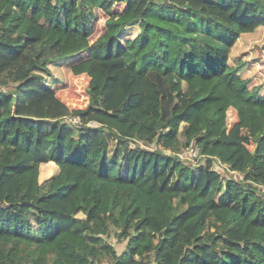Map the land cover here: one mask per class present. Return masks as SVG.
Returning a JSON list of instances; mask_svg holds the SVG:
<instances>
[{
  "label": "trees",
  "instance_id": "16d2710c",
  "mask_svg": "<svg viewBox=\"0 0 264 264\" xmlns=\"http://www.w3.org/2000/svg\"><path fill=\"white\" fill-rule=\"evenodd\" d=\"M262 49L264 0H0V264H264Z\"/></svg>",
  "mask_w": 264,
  "mask_h": 264
},
{
  "label": "rangeland",
  "instance_id": "374dc122",
  "mask_svg": "<svg viewBox=\"0 0 264 264\" xmlns=\"http://www.w3.org/2000/svg\"><path fill=\"white\" fill-rule=\"evenodd\" d=\"M262 53H264L263 49H262ZM249 58H251L250 54H249ZM253 76L255 78L254 79L255 84L264 82V73L262 72V70L259 68L258 65H256L255 70H253ZM69 77L71 80L70 86L60 90L57 93L58 96L60 97V99H63L65 101L67 100L68 104L72 108L74 107L81 108V109L86 108L87 103H88L87 95L85 93V87L87 84L86 80H84L83 77H74L72 75H70ZM260 77H261V80H259ZM242 129H243L244 134L247 133V125L245 122L242 124ZM179 137L182 140L185 139L183 127L179 131ZM185 153L187 157L191 159L189 161L194 162L196 164V160H193L192 155L193 154L197 155L198 152L194 150L192 154L191 151L189 150ZM216 169L222 171L223 175H225L227 178L241 179V175L234 173V172H229L226 166H222L219 163H216ZM40 170H41V178L43 180L47 177H50L54 173L55 165L54 163H44L41 165ZM106 240H108L110 243L113 244L114 248L116 249L118 253H121L123 251L125 243L118 242L117 239H115L113 235L108 236Z\"/></svg>",
  "mask_w": 264,
  "mask_h": 264
},
{
  "label": "built area",
  "instance_id": "2783aa9c",
  "mask_svg": "<svg viewBox=\"0 0 264 264\" xmlns=\"http://www.w3.org/2000/svg\"><path fill=\"white\" fill-rule=\"evenodd\" d=\"M74 122H77V118L72 119ZM191 153L193 154V151H191ZM192 156H196L195 154H193Z\"/></svg>",
  "mask_w": 264,
  "mask_h": 264
}]
</instances>
